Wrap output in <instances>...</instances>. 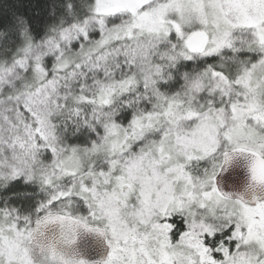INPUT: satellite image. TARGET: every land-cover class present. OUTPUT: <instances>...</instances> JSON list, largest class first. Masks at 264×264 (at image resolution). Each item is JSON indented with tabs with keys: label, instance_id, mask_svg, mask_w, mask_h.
Returning a JSON list of instances; mask_svg holds the SVG:
<instances>
[{
	"label": "snow or ice",
	"instance_id": "1",
	"mask_svg": "<svg viewBox=\"0 0 264 264\" xmlns=\"http://www.w3.org/2000/svg\"><path fill=\"white\" fill-rule=\"evenodd\" d=\"M0 264H264V0H0Z\"/></svg>",
	"mask_w": 264,
	"mask_h": 264
}]
</instances>
